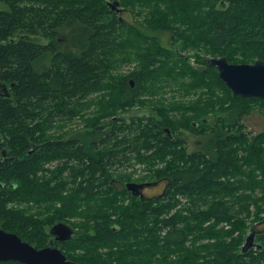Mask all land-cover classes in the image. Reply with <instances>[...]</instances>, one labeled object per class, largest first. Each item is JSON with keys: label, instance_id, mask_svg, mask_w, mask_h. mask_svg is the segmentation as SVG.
Segmentation results:
<instances>
[{"label": "trees", "instance_id": "16d2710c", "mask_svg": "<svg viewBox=\"0 0 264 264\" xmlns=\"http://www.w3.org/2000/svg\"><path fill=\"white\" fill-rule=\"evenodd\" d=\"M114 1L120 10L108 5ZM0 3L6 6L0 8V82L6 85V90L0 88V228L42 248L49 237L53 239L49 229L56 220L82 215L79 227L58 221L75 234L55 244L76 264H147L152 255L182 246L190 234L194 239H215L212 259L199 263L198 256L192 260L189 255L188 262H179V257L165 255L158 260L162 264L264 261V216L258 215L264 210V129L248 133L242 124L254 110L264 117V97L232 93L207 63L209 57L221 55L231 63L264 61V0ZM136 14H143V20ZM189 50L204 63L202 69L188 63L190 55L184 51ZM134 59L140 66L123 74L122 65ZM126 78H136L138 84L154 80L190 98L205 89L204 106L195 105L198 96L187 101L190 118L198 125L183 124L203 139H194L188 150L183 135L171 129L167 133L161 128L164 124L153 120L139 130L134 123L111 120L105 131L89 132L81 145L68 139H42L53 124L81 116L83 102L108 84L105 79H117L123 88ZM103 135L108 144L101 150L96 140ZM50 162H54L51 168ZM135 167L140 171L136 179L125 171ZM155 180H163L165 186L153 196L135 195L125 185ZM242 188L262 193L244 196L256 207L249 224L244 217L233 219L223 200ZM125 198L130 199L126 204ZM181 198L186 199L187 215L172 211L182 204ZM96 199L100 203L92 204ZM30 202L61 205L41 218L17 207ZM238 213L250 214L247 205ZM210 219L214 221L202 225ZM220 221L230 227L216 229ZM261 223L254 238L261 247L243 251L249 228Z\"/></svg>", "mask_w": 264, "mask_h": 264}, {"label": "rangeland", "instance_id": "374dc122", "mask_svg": "<svg viewBox=\"0 0 264 264\" xmlns=\"http://www.w3.org/2000/svg\"><path fill=\"white\" fill-rule=\"evenodd\" d=\"M0 8H6L5 4L0 3ZM123 16L125 18H128L129 15L126 14ZM135 17L139 21L143 20V14H139V15L136 14ZM142 46H145V44H142ZM141 51L144 52V50ZM184 52L188 56L190 55V58H188L187 60L188 63L192 66H195L197 70H199L200 68L202 69L205 66L204 63H202V61L197 62V60L194 59L192 55V50L184 51ZM221 56H216V57H221ZM137 65L140 66V62H138L137 59H134V61L132 60L125 62L122 65L121 72L123 74H128L130 70L136 68ZM116 80L117 79H105V82H107L108 84L102 87V89H104L103 91H100L99 94L92 96L86 102L85 107L83 108L85 109V112L81 116L72 119L70 121L58 122L53 124L51 127L46 129L42 139H57V138L67 139L68 137H70V135L72 136L75 135L74 133H78L77 135H79V133H81L80 130H82L84 127L86 128L88 126L97 125L98 122L111 120V118L113 117L128 116L135 113H140V114L153 113L159 119L161 120L163 119V121L164 120L170 121V123H167V121H165L163 123L164 127H168L169 129L173 130L175 134L180 133L191 142L194 139L202 138L201 136L193 135L191 132H189L188 128H185L183 126V124L187 123L188 126H191V123L195 121L194 119L190 118V112L192 111L188 105L191 104H188L187 101L196 100L198 96L195 105L197 107L204 106L206 97L203 95V91L205 89L200 88L199 92H197L195 96L190 98L188 96H179L177 91H175L172 87L170 88L164 87L163 89L159 90L156 88L158 87L156 83L148 80L145 83L144 90L140 92V96L134 98L133 96L130 97L124 96L122 92L119 90L118 82ZM161 93L165 101L157 102L158 98L156 96L154 98L153 95L155 94L157 95ZM226 106H228V104H226ZM177 107L178 109H176ZM217 108H218L217 104L213 105V109L216 110ZM159 114L162 117H160ZM171 120L173 122H171ZM242 124L244 125L243 129H245L246 132L256 133L264 129V117L258 111L254 110L242 118ZM208 126L210 127V125ZM200 127L201 126L199 125V129ZM49 164H50L49 168H51L53 167L54 162L53 163L50 162ZM137 167H135V169L132 170L128 169L125 171H127V173L131 172L132 177L136 179V177L139 176L140 173ZM163 189H164V185L163 186L161 185L158 188H154V187L147 188L146 195L147 196L157 195L161 193ZM250 193L255 194L256 197H260V195L262 194L259 190L252 191L251 189L242 188L237 191L235 196L225 195L223 197V200L227 205L226 210L228 211L229 214L232 215V218L235 219L236 216L244 217L245 224H249L254 219L256 213L255 203L251 200H246L244 197L245 195H248ZM129 200H130L129 198H125L123 202L126 204ZM118 201L121 202V199ZM184 202H186V199L181 198L182 204H178L176 208L173 209L172 211L179 210L181 214L187 215L188 205L184 204ZM94 203H100V201L96 199L92 202V204ZM257 204L261 205L262 201L258 200ZM8 205H12V203L8 202ZM60 205L61 204L59 202H55L53 206L46 207L45 204L38 206L30 202L29 204L21 203L17 207L26 211L27 213L36 214V216L43 218L46 215L52 214L56 208L60 207ZM246 205L250 212L249 216H245V213L237 214V211L241 207H244ZM200 209H203V206H200ZM258 215L264 216V210L259 211ZM58 221H64L66 223L79 227V223H83L84 218L82 217V215L73 214L70 216H66L64 220H56V222ZM213 221H214L213 219L205 220L203 221L202 225L207 226ZM90 222L92 221L90 220ZM48 227L49 226H45V229L47 231H48ZM229 227L230 224H228L226 221H220L218 224L215 225L216 229L219 228L227 229ZM260 227H262V225H260ZM235 234H237V232H235ZM214 240H215L214 238H208L205 236L194 239V234H190L188 240L182 246L174 247L171 250H164V255H159V254L152 255L150 261L147 264H162L158 260V258L165 255H167V259L169 258L176 259L177 257H179L178 259L179 262H184V261L188 262L189 255L192 257V260H194L196 256H198L197 261L199 263L203 259H212L213 258L212 243L214 242ZM56 243L59 242H55V244ZM77 251L78 250H76V252ZM202 256H204V258H201ZM74 257H78V256H74ZM142 258L143 256H141V259ZM174 264H180V263H174ZM260 264H264V261H261Z\"/></svg>", "mask_w": 264, "mask_h": 264}, {"label": "water", "instance_id": "95a60500", "mask_svg": "<svg viewBox=\"0 0 264 264\" xmlns=\"http://www.w3.org/2000/svg\"><path fill=\"white\" fill-rule=\"evenodd\" d=\"M111 9L120 10L118 2H108ZM207 63L217 69L218 76L234 94L244 97H264V61L255 60L252 63H231L225 56L211 57ZM0 88L6 90V85L0 82ZM144 183L128 182L126 187L135 195ZM149 184V183H146ZM53 239L47 246L35 248L20 239L13 232L0 228V262L12 260L22 264H76L66 258L55 242H63L72 238L75 230L63 222H57L49 229ZM255 231L249 228L241 247L243 251L256 245ZM259 249L261 246L256 245Z\"/></svg>", "mask_w": 264, "mask_h": 264}, {"label": "flooded vegetation", "instance_id": "af4514ba", "mask_svg": "<svg viewBox=\"0 0 264 264\" xmlns=\"http://www.w3.org/2000/svg\"><path fill=\"white\" fill-rule=\"evenodd\" d=\"M121 80V79H120ZM118 82V80H116ZM146 81L148 80H145V81H142L140 80L139 81V84H138V81L136 80V78H126L125 82H126V86H124L123 88L120 87L119 85V82H118V88L119 90L122 92V94L126 97H130V96H133L134 98L140 96V92L142 90H144L145 88V83ZM150 81H153L155 83L154 80H150ZM158 85V87H156L157 89L161 90L163 89L164 87H167V88H170L171 86H163V83H156ZM104 89H99L97 90L96 92H94L91 96H95L97 94L100 93V91H103ZM123 91H127V95L124 94ZM155 96L158 98V101H165V99L162 97V93L161 94H155L153 95V97L155 98ZM90 99V98H88ZM88 99L83 102V104L85 105L86 102L88 101ZM84 108V107H82ZM85 112V109H82L81 110V113H84ZM79 116V115H78ZM78 116H76V118H78ZM160 116V114H159ZM162 117V116H160ZM72 119H75V118H72ZM71 119V120H72ZM111 120H124V122L129 125L130 123H134V126L137 130H139L140 128H143V125L145 123H148V124H151V120H153L154 122L156 123H160L161 125L166 121L163 119H159L156 115H154L153 113H135V114H131V115H128V116H122V117H113L111 118ZM111 120H107V121H101V122H98L97 125H94V126H88V127H84L82 130H80L81 133H79V135H77L78 133H74L75 135H70V137H68L67 139L68 140H72V143L76 144V145H81L83 143V141H86V137H87V134L91 131H94L96 129H101V131H105L107 127L110 126V121ZM67 121H70V120H67ZM118 121V123H119ZM66 122V121H64ZM192 125L194 126H197L198 125V121L196 122H193ZM163 131L167 132V133H170L169 131V128L168 127H161ZM182 138H185L187 140V142L189 143L188 145V150L192 149L193 148V145L191 144V141H189L186 137H182ZM59 140H65L63 138H57ZM110 139L113 140V137L110 136ZM46 140V139H45ZM49 140H56V139H49ZM96 142L100 145L99 146V149H103L104 146H107L108 144V138L103 135V136H99L96 140ZM193 142V140H192ZM39 145H41V142L37 145V147L39 148ZM36 147V148H37ZM135 164H138L139 162H137L135 160L134 162ZM136 183H144L142 184V188L139 189L138 191V194L139 195H142V196H147L146 195V189L147 188H150V187H154V188H158L160 187L161 185L165 186L164 184V181L163 180H155V181H150V182H136ZM146 183H149V184H146ZM164 190V189H163ZM163 190L161 191V193L163 192ZM261 224L255 226V228L253 229L255 231V237L256 235L259 233V231L262 229V227H260ZM260 227V228H259ZM259 235V234H258ZM257 235V236H258Z\"/></svg>", "mask_w": 264, "mask_h": 264}]
</instances>
